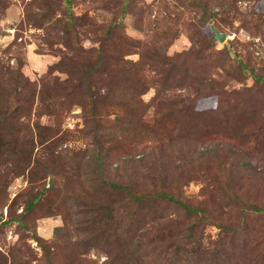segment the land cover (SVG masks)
<instances>
[{"label":"rangeland","instance_id":"rangeland-1","mask_svg":"<svg viewBox=\"0 0 264 264\" xmlns=\"http://www.w3.org/2000/svg\"><path fill=\"white\" fill-rule=\"evenodd\" d=\"M0 264H264V0H0Z\"/></svg>","mask_w":264,"mask_h":264},{"label":"trees","instance_id":"trees-1","mask_svg":"<svg viewBox=\"0 0 264 264\" xmlns=\"http://www.w3.org/2000/svg\"><path fill=\"white\" fill-rule=\"evenodd\" d=\"M211 31V28H210ZM212 32V31H211ZM103 187H105V189H109L111 191L114 192H118V193H125L127 195H129L134 201H136L135 203H140L143 202L144 199L146 198L145 196H135L134 193L131 191V188H129L128 186H126L125 184H119L117 182H110V183H106L103 185ZM153 196L157 199L160 200H164L167 202H170L172 204L178 205V206H182L188 214H195L196 212H199L200 210L198 209H194L192 207H189L188 205H186V203L180 201V200H176L175 197L172 195V193L169 192H161V193H155L153 194ZM33 205V202L31 203V207ZM113 208L107 207V213H110V217L112 216L111 210ZM109 218V216L107 217V219Z\"/></svg>","mask_w":264,"mask_h":264},{"label":"water","instance_id":"water-1","mask_svg":"<svg viewBox=\"0 0 264 264\" xmlns=\"http://www.w3.org/2000/svg\"><path fill=\"white\" fill-rule=\"evenodd\" d=\"M211 31L215 34L216 42H224L226 40V35L224 33H221L218 28L212 26Z\"/></svg>","mask_w":264,"mask_h":264}]
</instances>
